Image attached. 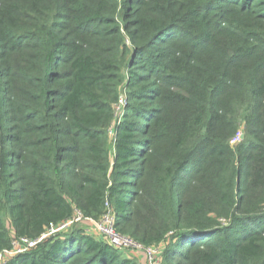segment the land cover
Listing matches in <instances>:
<instances>
[{
  "label": "trees",
  "instance_id": "16d2710c",
  "mask_svg": "<svg viewBox=\"0 0 264 264\" xmlns=\"http://www.w3.org/2000/svg\"><path fill=\"white\" fill-rule=\"evenodd\" d=\"M244 139L232 146L240 132ZM264 264V0H0V257Z\"/></svg>",
  "mask_w": 264,
  "mask_h": 264
},
{
  "label": "built area",
  "instance_id": "2783aa9c",
  "mask_svg": "<svg viewBox=\"0 0 264 264\" xmlns=\"http://www.w3.org/2000/svg\"><path fill=\"white\" fill-rule=\"evenodd\" d=\"M104 222V230L100 229V233L106 236L108 243L119 249V248H126V249H136L137 253L138 251H141L142 256L146 258L149 262V264H158L159 260L158 257L160 256V253L163 251L162 246L161 247H145L142 246L139 243H136L133 239L120 235L116 232L115 229V218L114 216H111L110 213L104 214L103 217ZM84 220L82 214L80 212L76 213V216L66 221L60 225L52 226L45 234L42 235L38 240L36 241H30L27 239H21L16 240L13 243V249L10 252H6L4 256L0 257V264H5L8 258L13 257L20 253H25L33 248H35L39 243L44 241L47 238L56 236L57 234L66 232L73 228L76 224L81 223ZM89 221L95 225V222L93 219H89ZM93 226L91 228H93ZM87 233H89V229L87 230ZM157 255V259H156Z\"/></svg>",
  "mask_w": 264,
  "mask_h": 264
},
{
  "label": "rangeland",
  "instance_id": "374dc122",
  "mask_svg": "<svg viewBox=\"0 0 264 264\" xmlns=\"http://www.w3.org/2000/svg\"><path fill=\"white\" fill-rule=\"evenodd\" d=\"M243 139H244V132L242 131V132H240L238 137L232 141V143H231L232 146L238 145L240 142H242ZM106 210L107 211L105 214L110 213L111 216H114L113 212H112V207L110 205L106 206ZM103 217H104V215L102 217H100L99 219H93L95 222V225L93 226V228H91V227L86 228L85 233L87 235L93 236L97 239H101L104 242L108 243L106 236L103 235L102 233H100L101 232L100 229L104 230V228H105L104 222H103V219H104ZM88 229H89V233H87ZM118 250L121 253V256L123 258L130 259L135 264H149L148 260L142 256L141 251H138V253H137L136 249H126V248H119ZM156 259H157V255H156ZM158 260H159L158 264H166L165 260H164L163 252L160 253Z\"/></svg>",
  "mask_w": 264,
  "mask_h": 264
},
{
  "label": "crops",
  "instance_id": "0c3cea01",
  "mask_svg": "<svg viewBox=\"0 0 264 264\" xmlns=\"http://www.w3.org/2000/svg\"><path fill=\"white\" fill-rule=\"evenodd\" d=\"M85 228H88V227H85Z\"/></svg>",
  "mask_w": 264,
  "mask_h": 264
}]
</instances>
